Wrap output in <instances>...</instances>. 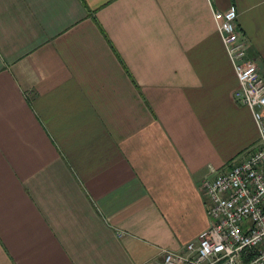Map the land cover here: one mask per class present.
<instances>
[{
    "label": "crops",
    "instance_id": "1",
    "mask_svg": "<svg viewBox=\"0 0 264 264\" xmlns=\"http://www.w3.org/2000/svg\"><path fill=\"white\" fill-rule=\"evenodd\" d=\"M230 3L264 77V0H0V264H163L208 226L259 138Z\"/></svg>",
    "mask_w": 264,
    "mask_h": 264
},
{
    "label": "built area",
    "instance_id": "2",
    "mask_svg": "<svg viewBox=\"0 0 264 264\" xmlns=\"http://www.w3.org/2000/svg\"><path fill=\"white\" fill-rule=\"evenodd\" d=\"M213 20L234 66L233 99L250 110L259 138L245 157L201 181L209 224L181 250H163L162 263L264 264V77L247 53L235 4L213 11Z\"/></svg>",
    "mask_w": 264,
    "mask_h": 264
}]
</instances>
